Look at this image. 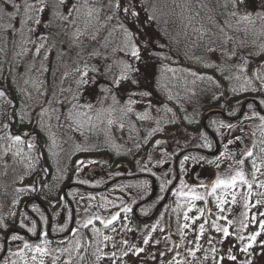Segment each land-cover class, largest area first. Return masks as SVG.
I'll list each match as a JSON object with an SVG mask.
<instances>
[{
	"label": "rangeland",
	"instance_id": "rangeland-1",
	"mask_svg": "<svg viewBox=\"0 0 264 264\" xmlns=\"http://www.w3.org/2000/svg\"><path fill=\"white\" fill-rule=\"evenodd\" d=\"M232 1L236 6L234 24L240 30L239 40L211 44L205 41L207 35H204V42L191 44L182 38L178 50H193L200 64L193 67L199 71L194 72L192 66H177L167 77H156L155 86L168 102L158 109L156 105L108 93L99 95L94 90L87 92L82 104L67 105V91L75 90L79 81L86 78L85 73L94 67V62L101 61L94 53L120 39L121 32L112 14L115 0H87L86 3L85 0H65L63 4L60 0H14L18 8L13 7L12 2L0 0V22L15 26L11 50L15 77L33 91L25 111L44 118L50 154L48 168L54 177L62 180L71 170L74 181L99 189L114 175L144 169L155 174L156 162L165 166L158 174L170 177L173 168L170 140L178 135H185L195 144L210 145L205 147L211 149L213 156L192 154L181 163L179 186L173 193L176 200L173 217L156 219L150 215V222L137 229L131 213L133 205L146 194L159 192V187L147 180L124 181L102 191L81 190L74 195L83 232L69 226L70 235L57 238L58 242L68 241L55 243L45 237L47 229L32 240L15 230L4 242L0 241V264H39L41 259L44 264H264V230L260 228V222L264 221V120L261 119L264 116L250 111L235 122L215 121L213 135L217 139L204 131L198 119L204 107L216 100V95L232 94L247 83L254 84L251 72L255 68L246 71L243 60L264 49V11L256 10V0ZM89 9L94 10L91 17L87 15ZM245 16L248 19H244ZM0 38L5 39L3 30ZM143 73L149 75L148 71ZM258 75L264 80V64ZM49 79L54 84L51 92L47 85ZM209 81L215 91L211 90ZM6 103L3 101L4 107L0 109V222L8 218L17 220L33 234L36 220L25 212L22 192L25 186L34 184L31 174L41 162L39 148L31 140L14 141L17 135L12 132L7 118L8 99ZM218 111L220 109L205 112L209 118L203 124L208 126L209 119ZM178 127L184 131L178 132ZM101 146L125 155L112 165L108 152L96 153ZM135 148L140 152L135 154ZM249 151L251 156L247 155ZM74 156L77 157L75 168L71 169ZM237 172L243 173L247 184L238 179L235 186L218 188L209 195L217 177L227 179ZM182 182L183 191L189 195L176 194ZM201 185L208 186V190L199 191L196 187ZM193 190L204 199L194 200ZM217 198L225 201L220 207ZM55 199L52 195L49 203L53 205ZM33 207L46 223L41 211ZM200 209L205 210L203 214ZM53 210L51 226L55 230L66 229L69 210L63 200ZM134 212L142 215L140 210ZM117 213L118 219L105 227L107 220ZM185 213L188 220L184 218ZM194 217L199 218L193 221ZM89 219L91 224H87ZM213 222L221 228L227 227L229 235L225 237L222 231L217 232ZM185 224L188 227H184ZM94 228L99 231L94 233ZM255 232L260 235L253 246L247 252L242 251L250 243L248 237ZM12 235L21 239L13 241ZM105 236L111 239L104 240ZM239 236L244 239H238ZM25 243L31 248L36 245L47 248V254L40 257L24 248ZM138 248L143 251L137 253ZM33 255H37L36 261H32ZM230 255L236 259H228Z\"/></svg>",
	"mask_w": 264,
	"mask_h": 264
},
{
	"label": "trees",
	"instance_id": "trees-1",
	"mask_svg": "<svg viewBox=\"0 0 264 264\" xmlns=\"http://www.w3.org/2000/svg\"><path fill=\"white\" fill-rule=\"evenodd\" d=\"M119 4L121 6L119 9L114 4L112 14L115 24L121 32L120 39L114 40L113 45L104 46L94 53V57L101 61L94 62V67L87 71L86 78L79 81L75 90L67 91V105L82 104L88 96L87 92L94 90V93L99 95L108 93L107 95L120 96L130 101L156 105L159 109L168 102L165 95L155 86L154 79L158 76L167 77L173 67H197L200 65L197 63L199 56H193V50L185 49L184 52L178 50L182 38L185 43L187 40V43L191 44L204 42L203 39L206 38L204 35H207L205 41L209 40L211 44L223 43L225 40H239L240 30L234 24L236 6L232 0H119ZM129 5H131L130 11L137 12V16L122 11L124 7ZM256 10L264 11V6H261L260 0H256ZM185 28L189 31H183ZM2 30L5 32V39L2 41L0 38V92H3L4 95H0V109L4 107L3 101L6 103L8 99L7 118L12 132L15 135H20L26 142L28 140L35 142L36 147L39 148L41 162L38 163L37 168H33L31 174V178L34 180L33 186H25L22 192L25 212L36 220L35 233H28L23 224L8 218L0 222V234L3 236L0 241L4 242L5 238L15 230L24 234L28 240H32L42 236L44 230L47 229L48 233L45 234V237L55 243L58 242L57 238L70 235L69 226L77 227L78 232H83L84 226L80 221V210L74 193L81 190L84 192L102 191L124 181L147 180L151 182V185L159 187L158 193H148L133 205L131 213L137 229H141L150 222V215L156 219L173 217L176 202L173 193L179 186L181 163L184 157L192 154H201L206 158L213 157L210 153L211 149L206 148L201 143H193L191 139H186L185 135L183 137L178 135L179 137L170 140L171 152L173 153V168L170 177L158 174L164 171L165 166L162 167L159 162H156L155 174H152L149 169H144V171L114 175L99 186L101 187L99 189H95L92 185L74 181L71 170L62 180L57 179L53 176L52 170L48 168L47 156L49 158L50 154L44 118L39 114L28 115L25 111L33 92L32 88L28 85L25 86L15 77L13 54H11L15 26L12 23L0 22V32ZM129 33L131 39H129ZM103 43H107V41ZM133 44L141 49L140 60H136L130 55ZM243 64L248 72H251L253 67H258L259 71L264 64V49L256 55L246 56ZM145 71H148V76L143 73ZM198 71V68H194V72L197 73ZM210 74L208 73V75ZM195 75L193 73V77ZM251 75L254 84L247 83L243 89L232 94L216 95V100L204 107V113L211 109H220L212 115L214 117L209 119L208 126L203 124L204 120L209 118L208 116L206 117L202 113L198 117L201 127L213 139H217L213 135L216 130L215 121L235 122L250 111L264 116V101L262 100L264 86L258 83L254 71L251 72ZM133 80L137 83H132ZM205 82L208 83V81ZM209 84L211 90L215 91V88L212 89L211 81ZM257 84L259 87H255ZM47 85L49 91L54 87L51 79L47 80ZM144 93L148 94L145 95ZM183 131L182 127H178V132ZM105 149L106 151H104ZM102 152H108L112 165L122 160L125 155L123 152L112 151L107 146H101L96 151V153ZM134 152L137 154L140 149L135 148ZM76 159L75 156L71 159V169L75 168ZM51 184H53L52 187H50ZM162 186L163 191H161ZM196 188L204 193L209 187L199 186ZM52 195L56 196L53 205L49 203L52 201ZM212 198L213 196L210 197V199ZM61 200L69 210V223L66 229L55 230L51 226L53 209L58 207ZM33 206L41 211L46 223L36 214ZM135 209L140 210L142 215H135ZM84 234L87 235V232ZM66 241L68 239H63L62 242L58 243ZM219 242L221 245L224 244L222 241Z\"/></svg>",
	"mask_w": 264,
	"mask_h": 264
},
{
	"label": "snow or ice",
	"instance_id": "snow-or-ice-1",
	"mask_svg": "<svg viewBox=\"0 0 264 264\" xmlns=\"http://www.w3.org/2000/svg\"><path fill=\"white\" fill-rule=\"evenodd\" d=\"M4 2H5V3L12 2V3H13V7H17V8L19 7L18 5L15 4L14 0H4ZM64 2H65V0H60V3H61V4H63ZM86 2H87V0H85V3H86ZM260 4H261V6H264V0H260ZM26 7H27V8H31V5H26ZM109 7H112V5L109 4ZM115 7L118 8V9L121 7L120 4H119V0H116ZM77 10H79V9H77ZM130 10H131V5H129L128 7H124V8L122 9V11H123L124 13H126V14H131L132 16H137V15H138L137 12H135V11H130ZM41 11H42V9H41ZM93 11H94L93 9H89L87 15H88L89 17H91V16L93 15ZM257 15H261V13H257ZM108 18L111 19V17H108ZM243 18H244V19H248V16H245V17H243ZM87 23H88V22L86 21V24H87ZM128 35H129V39H131V34L129 33ZM130 55H131L132 58H134V59H136V60H140V59H141V49H140L138 46H136L135 44H133V45H132V48H131V51H130ZM126 67H129V66L126 65ZM173 71H174V70H173ZM85 75H87V73H85ZM124 78L126 79L127 77H124ZM261 82L264 83V80H262ZM117 83H119V82H117ZM132 83H137V81L133 80ZM144 94L147 95L148 93H144ZM0 95H4V93H3V92H0ZM89 107H90V106H89ZM250 107H251V106H250ZM129 111H131V109H129ZM140 118L143 119L144 117L141 116ZM261 119L264 120V117H261ZM109 123H111V121H109ZM25 135H27V134H25ZM13 139H14V141H20V140H21V137L17 135V136H15V137H13ZM230 142H231V141H230ZM157 143H160V142L157 141ZM31 146H32V145H29V147H31ZM205 146L210 147V145H205ZM247 155H248V156H251L252 153L249 151V152H247ZM184 159L187 160L188 157L185 156ZM80 163H82V162H80ZM240 163H243V161H240ZM253 167L255 168V163H253ZM238 179H239L240 181L246 183V184L248 183L246 180H244V176H243V173H242V172H237L235 176H231L230 178H227V179H222V178L217 177V179L215 180V183L212 184V192L209 193V195L215 193L216 190H217L218 188H221V187H223V188H229V187H233V186H235V184H236V182H237ZM201 186H203V185H201ZM248 187L251 188L252 185H251V184H248ZM163 190H164V189H163V186H162V187H161V191H163ZM176 194H177V195H180V196H186V195H189L190 193H186V192L183 191V182H182V188H181V190H180L178 193H176ZM191 194H192V198H193L194 200H202V199H204L203 196L194 193V190L192 191ZM217 199H218V201H219V203H218V207L222 206V205L225 203V201H224L223 199H221V198H217ZM233 202H235V197H233ZM189 210H191V209H189ZM199 211H200L201 214H203V212H204L205 210H204V209H200ZM221 211H223V208H222V207H221ZM262 215H264V213H262ZM118 217H119V213H117L116 215H113V216L111 217V219L107 220L106 223H105L104 221H101V222H102V223H105V227H107L108 225H110V224H112L114 221H116V220L118 219ZM96 218H97V219H100L99 217H96ZM184 218H185V220H188V219H189L187 213H185V217H184ZM198 218H199V217H194V218H192V219H193V221H194L195 219H198ZM253 220H255V217H253ZM91 223H92V220L89 219V220L87 221V224H91ZM228 223L231 224L232 221H228ZM85 226H87V225H85ZM244 226L246 227V225H244ZM184 227H188V225L185 224ZM213 227H215V229H216L217 232L222 231L225 237H227V236L229 235V230H228L227 227L221 228L219 225L215 224V222H213ZM260 228H261L262 230H264V221H261V222H260ZM153 230H155V229H153ZM29 231H32V230L30 229ZM98 231H99L98 229H95V228L93 229V232H94V233H96V232H98ZM113 231H115L114 228H113ZM203 232H204V225L201 224V225H200V233L203 234ZM259 235H260V232H255L254 234H252L251 236H249L248 239H249L250 243H248L247 245H245L241 250L247 252L248 249L251 248V247L253 246V242L256 241V238H257V236H259ZM5 239H7V238H5ZM11 239H12L13 241H15V240H17V239H21V237H18L17 235H12V236H11ZM110 239H111V237H108V236H105V237H104V240H110ZM238 239L243 240L244 237H243V236H239ZM124 243H127V242L125 241ZM144 243L147 244V243H148V240L145 239V240H144ZM24 248H26V249H30V250L33 251L34 253L39 254L40 257H43L44 255L47 254V248H45V247H41V246H39V245H36L34 248H31L29 244L25 243ZM142 251H143V248H138V249H136V252H137V253L142 252ZM213 251H215V249H213ZM192 254L195 255V253H192ZM17 255H21V256H23L22 253H17ZM112 255L114 256L115 253H113ZM125 255H127V253H125ZM100 258H101V257H99V256L97 257L98 260H99ZM31 259H32V261H36V260H37V255H33V256L31 257ZM228 259H230V260H235L236 257L230 255V256L228 257ZM39 264H44L43 259L40 260Z\"/></svg>",
	"mask_w": 264,
	"mask_h": 264
},
{
	"label": "water",
	"instance_id": "water-1",
	"mask_svg": "<svg viewBox=\"0 0 264 264\" xmlns=\"http://www.w3.org/2000/svg\"><path fill=\"white\" fill-rule=\"evenodd\" d=\"M254 73H255V77L257 78V80L260 81L259 76H258V67H256V68L254 69ZM260 82H261V81H260ZM261 85L264 86V83L261 82Z\"/></svg>",
	"mask_w": 264,
	"mask_h": 264
},
{
	"label": "flooded vegetation",
	"instance_id": "flooded-vegetation-1",
	"mask_svg": "<svg viewBox=\"0 0 264 264\" xmlns=\"http://www.w3.org/2000/svg\"><path fill=\"white\" fill-rule=\"evenodd\" d=\"M259 84H261V82L259 80H257Z\"/></svg>",
	"mask_w": 264,
	"mask_h": 264
}]
</instances>
